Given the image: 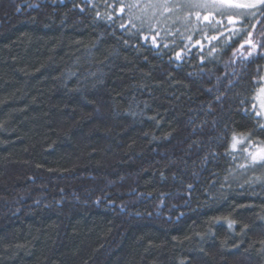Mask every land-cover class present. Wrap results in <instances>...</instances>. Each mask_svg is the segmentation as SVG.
Segmentation results:
<instances>
[{"label":"trees","instance_id":"obj_1","mask_svg":"<svg viewBox=\"0 0 264 264\" xmlns=\"http://www.w3.org/2000/svg\"><path fill=\"white\" fill-rule=\"evenodd\" d=\"M119 7L0 0V264H264V6Z\"/></svg>","mask_w":264,"mask_h":264},{"label":"snow or ice","instance_id":"obj_2","mask_svg":"<svg viewBox=\"0 0 264 264\" xmlns=\"http://www.w3.org/2000/svg\"><path fill=\"white\" fill-rule=\"evenodd\" d=\"M119 11L123 13L125 8L128 9L129 13V23H132V19L140 20L141 17L135 15L133 9H138L144 15H148V9L151 8V16H155L157 11L163 15L166 12H172L176 8L180 7H201V8H215L216 11L220 13V15H228L229 21H231L232 13H228L227 9H257L258 6H264V0H119ZM190 14V13H189ZM237 15L243 16H254L255 12H241L236 13ZM264 15V11L261 12ZM199 14L197 13V19H199ZM111 19V17H109ZM204 20H208L209 17L205 15L203 17ZM121 27H125V25L121 24ZM132 27L135 28L136 24L132 23ZM151 31V28L149 29ZM148 39V37H144ZM152 42L155 44L156 38L152 37ZM158 46V45H157ZM255 47V45H253ZM251 55V53H249ZM177 57L179 58V53H177ZM264 79V77H262ZM264 86L259 89V96L257 99H260L259 108L264 109ZM256 105H252L254 110V115L257 117L264 118V111H256ZM257 127L264 130V124H260L257 122ZM252 133H236L234 132L231 138V149H236L237 145H245L242 149V152H248V147H252L254 151L248 152V158L250 159L252 165L259 164L264 167V140H261L259 143L255 142L253 139H250ZM232 225L229 224V227Z\"/></svg>","mask_w":264,"mask_h":264},{"label":"rangeland","instance_id":"obj_3","mask_svg":"<svg viewBox=\"0 0 264 264\" xmlns=\"http://www.w3.org/2000/svg\"><path fill=\"white\" fill-rule=\"evenodd\" d=\"M180 8H176V9H180ZM193 8H194L193 10H192V8H190V10H192V13H191L192 17L190 20H193V22L196 23L198 26H206V25H210V24L219 25V22H222V20L229 21L228 15H220V13L218 11H216L215 8H212V7H209V8L193 7ZM190 10H188V11H190ZM255 10L256 9H227L226 11L228 13H232L231 21L233 24H236L240 19L245 17L243 15H237L236 13L255 12ZM172 12H174V11H172ZM197 13L199 14V17H200L199 19H197ZM205 15H207L209 17L208 20L203 19V17ZM258 96H259V94H258ZM261 98H264V97H261ZM259 104H260V99H258V106H259ZM258 111H264V109L259 108ZM262 120H263V124H264V118H262ZM248 149H250L249 151H254V149L251 147H248Z\"/></svg>","mask_w":264,"mask_h":264}]
</instances>
